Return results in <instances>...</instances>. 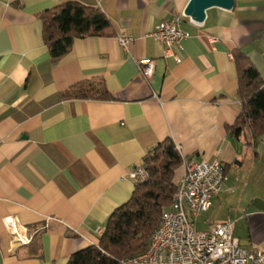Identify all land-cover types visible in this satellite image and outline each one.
Segmentation results:
<instances>
[{"label": "crops", "instance_id": "obj_1", "mask_svg": "<svg viewBox=\"0 0 264 264\" xmlns=\"http://www.w3.org/2000/svg\"><path fill=\"white\" fill-rule=\"evenodd\" d=\"M66 1L0 0V264H67L97 245L133 194L132 169L166 139L182 156L225 166L205 229L230 220L244 246L264 249V136L233 130L242 109L235 53L264 80V0L212 7L201 24L184 14L189 0H71L111 24L54 62L42 14ZM176 14L190 34L183 51L151 35ZM121 33L134 37L128 50ZM144 58L155 62L150 81ZM91 85L110 97H77ZM182 175L181 166L176 182ZM9 216L30 243L11 235Z\"/></svg>", "mask_w": 264, "mask_h": 264}, {"label": "trees", "instance_id": "obj_2", "mask_svg": "<svg viewBox=\"0 0 264 264\" xmlns=\"http://www.w3.org/2000/svg\"><path fill=\"white\" fill-rule=\"evenodd\" d=\"M42 21L44 41L54 62L71 49L76 39L105 35L111 24L99 7L71 0L47 10ZM234 58L242 109L233 130H248L257 141L264 136V80L244 52L237 51ZM76 95L110 97L105 87L99 91L92 85ZM145 163L149 179L136 183L131 198L111 213L99 243L73 253L67 264H121L147 250L163 213L173 209L176 177L183 157L175 142L166 139L147 153Z\"/></svg>", "mask_w": 264, "mask_h": 264}, {"label": "built area", "instance_id": "obj_3", "mask_svg": "<svg viewBox=\"0 0 264 264\" xmlns=\"http://www.w3.org/2000/svg\"><path fill=\"white\" fill-rule=\"evenodd\" d=\"M183 15L176 14L161 22L151 33L159 42L183 51V42L190 34L180 25ZM121 46L128 50L134 37L127 33L118 35ZM181 62L179 55L175 56ZM139 71L150 81L155 71V62L144 58L138 61ZM179 149V147H177ZM183 157V175L177 182L173 197V209L163 213L159 227L154 232L146 251L122 260L121 264H264V249L257 245L244 246L234 234L230 220L214 223L207 229H197L189 213L197 214L211 208L213 199L221 191L228 176L225 166L219 161ZM143 162L131 171L136 183L149 179L150 173ZM5 224L17 242L28 244L32 236L21 233L12 216Z\"/></svg>", "mask_w": 264, "mask_h": 264}, {"label": "water", "instance_id": "obj_4", "mask_svg": "<svg viewBox=\"0 0 264 264\" xmlns=\"http://www.w3.org/2000/svg\"><path fill=\"white\" fill-rule=\"evenodd\" d=\"M236 0H189L184 9V14L191 18L194 23L201 24L205 21L207 10L212 7H219L231 10Z\"/></svg>", "mask_w": 264, "mask_h": 264}, {"label": "rangeland", "instance_id": "obj_5", "mask_svg": "<svg viewBox=\"0 0 264 264\" xmlns=\"http://www.w3.org/2000/svg\"><path fill=\"white\" fill-rule=\"evenodd\" d=\"M213 209L217 210V207H213L210 211L206 212H200L196 215L198 216L196 219V228L197 229H205L207 227V221L210 220L212 217ZM219 215H222V212H219Z\"/></svg>", "mask_w": 264, "mask_h": 264}]
</instances>
